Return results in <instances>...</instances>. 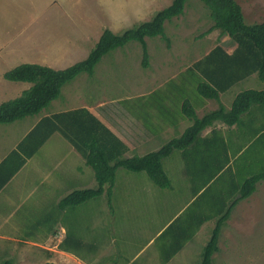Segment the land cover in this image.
Returning <instances> with one entry per match:
<instances>
[{"label":"rangeland","instance_id":"rangeland-1","mask_svg":"<svg viewBox=\"0 0 264 264\" xmlns=\"http://www.w3.org/2000/svg\"><path fill=\"white\" fill-rule=\"evenodd\" d=\"M170 1L0 0V66L4 69H11L27 64L29 61L51 60L50 57L57 59L58 57L52 56L53 52L49 51L50 45H59V40L66 38L72 39L66 43L70 44L73 52L64 59L67 63L73 62L72 65H74L87 57L104 30L108 29L114 34H120L139 23L150 20L157 11L168 7ZM235 2L241 8L246 25L258 24L264 20V0H235ZM133 10H135L133 15H128ZM122 11L126 15L121 14ZM36 24H40V39L38 40L36 39V34H38ZM211 26L208 8L200 0H189L181 17L164 24L169 46L161 37L145 39L147 53L150 57L148 64L150 62L152 64L149 71H152L153 66L159 64V61L162 64L166 62L167 65L163 71L153 77L155 83H162L165 79H170L181 72L178 78L170 83V86L165 85L159 95H144L142 99H139L140 93L138 92L150 91V87L142 89V86L148 85L141 86L139 83L147 82L152 72L141 66L140 45L130 42L104 56L95 67L92 77L85 74L79 75L80 77L78 76L75 81L63 87L57 99L58 104L66 108L74 106L76 100H87L90 103L101 101L105 103L102 109L104 113L107 106L111 105L115 112L126 113L133 118L140 116L141 124L146 125L148 130L156 126L161 127V123H171L169 118L163 120L164 114L156 103L163 107H170L167 113L174 119V122L176 121L175 123L182 118L181 106L184 101L198 107L196 109L198 116L213 111L218 107V102L202 99L196 93V85L201 78L195 74V71L199 73V69L192 68V64L204 57L217 42L223 43L229 40L219 31L210 32ZM65 65L67 64H62V66ZM244 90H264V83L254 75L253 78L231 88L224 95L223 102L228 103L229 108L234 95ZM219 104H221L220 101ZM200 105L204 106L201 108ZM241 120L244 124H248V127L238 129L239 134L234 133V149L229 147L226 155L223 151L222 153L219 151L220 147L217 148V152L208 153L209 158L216 160L214 165L228 157L231 162L230 168L223 176L215 178L214 183L207 184L201 192L204 193L198 199L192 200L194 195L191 192V185L184 174L185 167L188 165L190 174L195 173L191 163L187 160L191 156L189 160L195 161L193 154L187 153L185 161L181 152L173 151L161 162L162 169L164 173L166 171L165 175L167 174L168 188H158L144 172L133 173L119 169L116 172L113 189L116 217L111 219L110 212L106 214V211L102 209L106 208L105 200L94 199L91 206L98 208L99 211L96 210V212L99 214L102 213L100 209L104 211L101 218L108 219L109 223L116 225V233L120 237L129 236L132 240L134 237L133 243H141V245L145 244V233L140 235L133 227L142 225V227L151 228V233H154L174 214L179 215L174 226L181 227L183 226L181 223H185L191 215H196L198 210L206 221L203 228L204 233L195 235L193 239L196 241L179 252L173 264H199L200 253L215 226V215H217L216 211L210 208V203L217 207L219 200L215 197L221 196L223 204L226 205L227 199L231 197L233 182L239 183L250 173L264 171V155L261 156L264 149H261V140L253 143L256 133L264 131V110L253 106L242 115ZM249 120L250 123H248ZM184 122L180 121L178 128H174L169 134L164 133L151 144L142 145L135 150L132 149L134 143L141 142L143 138L135 136L130 144L126 138L125 143L131 151L130 158L143 157L158 151L171 139L178 138L191 124L187 120ZM183 123L186 124V128H182ZM242 147L245 149L244 154L242 153L243 155H240L236 161L232 160L233 152ZM198 155L205 159V154ZM248 158H251V161H247ZM250 163L251 167L247 168L245 165ZM210 170L206 168L201 169V172L197 171L198 176L195 180H204L205 185L209 179L214 177V173H217L215 171L207 177ZM9 212L10 209L6 208L7 216ZM2 217L1 213L0 218ZM101 218L93 216V219L100 220ZM18 221L22 222L23 216L11 214L8 224L0 227V237H13L15 234L12 236L5 231L8 227L17 225ZM20 227L18 225L17 230ZM146 235L150 234L146 233ZM17 237H26L22 229ZM163 243V238H159L155 241L153 248L156 247L159 252ZM2 244L5 245L6 242L0 240V245ZM218 248V252L212 257V264H264V181L256 185L255 192L248 199L238 203L235 207L230 219L221 230ZM2 252L0 264L11 258L8 249L1 248L0 254ZM25 256L27 255L23 257ZM18 257H13L14 264H19L22 260L20 256ZM28 261L32 264H40V255L32 256Z\"/></svg>","mask_w":264,"mask_h":264},{"label":"crops","instance_id":"crops-1","mask_svg":"<svg viewBox=\"0 0 264 264\" xmlns=\"http://www.w3.org/2000/svg\"><path fill=\"white\" fill-rule=\"evenodd\" d=\"M171 2L172 0L169 5ZM134 12L135 10L129 12L128 15H133ZM121 14L126 15L123 11ZM36 25L38 33L36 34V39L38 40L40 39V24ZM71 40L70 38L64 40L60 39L59 45H50L49 51H52V56L58 57L57 59L50 57L51 60L40 59V62L29 61L27 64H37L55 71L65 69V67L73 64V62L67 63L64 59L69 53L73 52L70 44L66 43ZM62 41L65 43H61ZM216 46L221 47L227 55H231L235 49V44L229 39L223 41V43L217 42L208 53ZM72 47H74V45H72ZM148 59H150V57ZM62 64L67 65L62 66ZM150 65H152L151 62L145 69L149 71ZM165 66L167 67L166 62L162 64V62L159 61V64L153 66V70L149 71L152 72L150 73V79H148L147 82L139 83L141 86L148 85L142 86V89L150 87V91H145L146 93H143V91L138 92L140 93L138 95L140 97L139 99H142L144 95H159L162 93L161 90L165 85L170 86V83L178 78L181 72H178L176 76L170 77L171 80L165 79L162 83H155L153 77H155L157 73L163 71ZM11 69H4L3 66H0V105L18 98L22 92L31 87L29 83L10 82L5 80L4 74ZM254 75L255 74L240 82L247 79L249 80L253 78ZM240 82H237L227 91L219 94V101L221 104L218 102V106L221 105L226 110L230 109L232 102L228 108V103L225 104L222 99L231 88ZM236 95H234L233 99ZM77 98L78 96L76 99ZM57 101L59 100L53 101L46 110H43L37 116L28 117L7 125H0V214H3V217L0 218V227L8 224L7 222L11 214L23 216L22 222L18 221L17 225L13 227L10 226V228L8 227L5 231L12 236L15 234L13 237H0V240L6 242L5 245H0V249H8L11 253V258L6 260H11L14 264L15 261L13 257L19 258L18 256H20L22 260L19 264H32L28 259L32 256L35 257L40 255V264H173L177 258V254L196 241L193 237L197 234L204 233L203 228L206 221L198 210L196 211V215H191L185 223L182 222L181 224L183 226L181 227L174 226L178 220L179 215L177 214L171 215L170 220L166 221L165 224L154 233H151V228L142 227V225L133 227L140 235L145 233L146 236L144 245H141V243L134 244V237L133 240L129 236L120 237L116 233L117 226L109 223L108 219L103 220V218H101L104 211H106V214L110 212L111 219L116 217V210L113 203L115 199V194L113 192L114 186L110 198L105 192L107 189L106 186L104 187L102 195L94 198L101 199V201L105 200L106 202V208H102L104 211L100 209V212H102L100 214L96 212L98 208L91 206L94 199H90L77 206L61 207V201L74 191L96 188L93 171L90 167L86 166L82 156L58 131H54L48 135L47 139L36 148L35 145L38 143L37 140L39 137H37L36 140H30L29 137L32 131L35 130L44 119H49L54 115L68 111L85 109L124 145L126 144V138L130 144L135 136L142 137L143 139L141 142L134 143L132 149L135 150L142 145L151 144L152 141L157 137L163 136L164 133L168 132L167 134H169L174 128H178L180 121L182 123V120L185 122L189 120L182 115V118H180L181 120L175 123L176 121L174 122V119L167 113L170 111V107H163L159 103H156L160 111L164 114L163 120L169 118L171 119V123H161V127L156 126L148 130L146 125L141 124L140 116H135L133 118L126 113L121 114L115 112L113 108H111V105L107 106L104 113L102 109L105 107V103L101 101L90 103L87 100H76L74 106L66 108H63ZM200 106L202 108L204 105ZM192 107L197 118H201L204 115L201 116L199 114L200 116H198V113H196L198 107L196 108L193 105ZM108 108L110 110H108ZM217 108L218 107H216V109ZM184 123L182 128H186V124ZM248 123H250V120ZM148 126L152 127V125ZM243 127L247 128L248 124H244L242 120L238 125L231 127L216 122L203 130L197 141L190 148L186 151H179L183 155L185 161L187 153L193 154L195 159V161H191L189 160L191 156L187 158L188 162L191 163V167L194 168L193 171H195V173L192 172L190 174L189 165L185 167L184 173L189 180L191 192L194 195L192 200L194 198L198 199V197L204 193L201 192L207 184L214 183L216 181L215 178L223 176L230 168L231 162L228 157L220 161L222 165H220L219 162H217V165H214L216 160L214 158H209L208 153H215L217 152V148L220 147L219 151L221 153L223 151L224 155H226L229 151V147L230 149H234L235 147V143L233 142L235 138L234 133L238 132L239 134L238 129ZM255 136L253 141L259 136L262 138L264 136V131L256 133ZM125 146L126 151L123 158H130L131 151L127 144ZM263 147L264 141L262 140L261 149H264ZM244 150L243 147L236 149L231 159H235L234 161H236L240 155L242 156L244 154ZM198 154H205V159ZM263 155L264 152L261 156ZM247 161H251V158H248ZM245 166L250 168L251 163ZM206 168L211 169L207 177H210L215 171L217 173H214V177L209 179L204 185V180L196 181L195 179H197L198 172ZM234 175L235 173L233 176ZM247 177L248 176L245 178ZM239 183L235 181L232 185L236 184L237 186ZM235 196V192L231 193V197L227 199L224 208L229 205ZM220 197L221 196L215 197V199ZM220 199L222 200V198ZM6 208L10 209L8 216L5 214ZM210 208L214 211L219 210V206L215 207L211 203ZM22 211H24V213H22ZM93 216L101 219H93ZM218 216L220 215L217 214L215 215L216 218H214L217 220ZM36 217L38 218L36 219ZM31 218L33 220H30ZM18 225L21 227L17 230ZM21 229L26 236L25 238L17 237V234L21 233ZM146 233L150 235H146ZM159 238H163L164 243L161 245L158 252V249L156 247L153 248V246L155 241ZM201 241H203V238H201ZM201 253L199 260H201ZM0 255H3V252ZM24 255L27 256L23 257ZM16 263H18V261H16Z\"/></svg>","mask_w":264,"mask_h":264},{"label":"trees","instance_id":"trees-1","mask_svg":"<svg viewBox=\"0 0 264 264\" xmlns=\"http://www.w3.org/2000/svg\"><path fill=\"white\" fill-rule=\"evenodd\" d=\"M189 0H172L171 4L157 11L150 20L139 23L120 34L104 30L87 57L60 71L37 64H21L4 74L10 82L29 83L31 87L14 99L0 105V125L11 124L28 117L37 116L56 101L64 86L79 75L92 76L95 67L108 53L126 46L130 42L140 45L142 51L141 66H148L146 38L161 37L169 46L165 36L164 24L182 16ZM209 10L212 22L210 32L219 31L235 44L231 55L216 46L210 53L192 64V68L201 78L196 85V93L204 99L219 102V94L231 86L255 74L264 83V20L258 24L246 25L239 5L235 0H200ZM191 69V66H190ZM189 70V69H188ZM264 110V90H244L232 101L229 110L219 105L214 111L197 118L192 105L184 101L182 115L191 125L178 137L171 139L158 151L143 157L123 158L126 146L103 124L85 109H77L44 119L30 134V140H37L35 148L41 145L48 135L58 131L82 156L86 166L90 167L96 181L95 189L74 191L61 201V207L77 206L90 199L97 198L104 192L110 198L117 170L124 169L133 173L144 172L159 188L169 187V182L162 169V160L173 151H186L198 139L200 133L212 124L219 122L228 127L238 125L241 116L251 107ZM263 140L260 136L253 141ZM252 143V145H253ZM264 181V171L250 173L231 193L235 197L224 208L220 198L219 214L210 238L203 247L200 264H212V257L218 252V239L222 228L228 221L232 210L243 200L248 199L256 185ZM1 264H13L4 260Z\"/></svg>","mask_w":264,"mask_h":264}]
</instances>
